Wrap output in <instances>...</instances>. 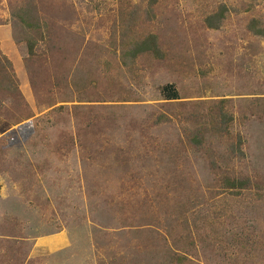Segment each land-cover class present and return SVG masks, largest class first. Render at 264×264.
Returning <instances> with one entry per match:
<instances>
[{
  "label": "rangeland",
  "instance_id": "1",
  "mask_svg": "<svg viewBox=\"0 0 264 264\" xmlns=\"http://www.w3.org/2000/svg\"><path fill=\"white\" fill-rule=\"evenodd\" d=\"M253 19L264 27V0H0L19 87L0 92V264H264ZM152 35L162 58L129 56ZM168 84L180 100L164 99Z\"/></svg>",
  "mask_w": 264,
  "mask_h": 264
},
{
  "label": "trees",
  "instance_id": "2",
  "mask_svg": "<svg viewBox=\"0 0 264 264\" xmlns=\"http://www.w3.org/2000/svg\"><path fill=\"white\" fill-rule=\"evenodd\" d=\"M150 6H154L159 0H146ZM253 1V0H251ZM16 16L20 19L21 24L31 32L32 35L40 33L41 25L35 19L32 11L21 10ZM225 10L222 9L218 14L208 19V26L212 29H217L221 26L225 20ZM249 31L258 37L264 38V27L260 21L253 19L248 27ZM29 54L34 56L36 53V42L30 36L27 40ZM129 56L136 59L143 55L151 54L156 58H162V52L158 45L156 36H148L141 42L134 43L129 50ZM0 92L3 94H10L12 97L19 95V87L17 84V76L14 72L13 64L11 61L0 53ZM162 95L167 101L180 100V94L176 89L175 85L168 84L162 88ZM208 131V130H207ZM207 133V132H206ZM208 134L198 132V134L192 138V143L199 149L205 148L207 143ZM215 165V163H214ZM222 182L229 189L247 190L252 187V181L250 178L239 177V176H225L222 178Z\"/></svg>",
  "mask_w": 264,
  "mask_h": 264
},
{
  "label": "crops",
  "instance_id": "3",
  "mask_svg": "<svg viewBox=\"0 0 264 264\" xmlns=\"http://www.w3.org/2000/svg\"><path fill=\"white\" fill-rule=\"evenodd\" d=\"M50 241H51V243L53 244L54 242L59 243V242H61L62 240H60V241H55L54 239H50ZM61 243H62V242H61Z\"/></svg>",
  "mask_w": 264,
  "mask_h": 264
}]
</instances>
